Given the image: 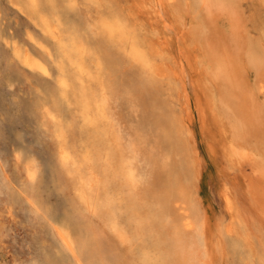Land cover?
Masks as SVG:
<instances>
[{
	"label": "bare ground",
	"instance_id": "6f19581e",
	"mask_svg": "<svg viewBox=\"0 0 264 264\" xmlns=\"http://www.w3.org/2000/svg\"><path fill=\"white\" fill-rule=\"evenodd\" d=\"M5 1L6 4L0 1V19L5 10L3 5L7 12L12 9L23 15L26 19L25 40L23 43L4 41L9 51L0 53V63L7 71L21 75L27 82H31L33 77L37 82H42V77L50 75L54 82L53 86L46 88L45 97L40 99L38 114L53 125L51 150L55 152L53 172L57 181L54 188L65 198L68 213L64 218L66 224H47L53 243L49 256L55 257L51 264H189L190 261L199 260L190 229L192 225L198 229L200 223L191 199V180L180 179L177 166L181 161L165 164L170 175L166 187L151 190L153 186L141 181L147 169L146 160L142 164L130 162V148L134 150V146L126 140L119 123L117 125L113 119L121 116L119 108L114 106L119 98L127 105H132L135 99L140 103H155L158 93L164 95L157 80L166 78L171 81L167 77L166 66L154 60L156 49L150 45L151 42L146 44L150 45L148 48L152 46L154 52L152 50L148 54L145 51L139 29L128 18L129 10L127 17L116 0ZM182 1H189L193 9H201L202 14L196 18L194 31L201 39L213 71L216 68L218 72L228 75L221 96L225 110L236 115V100H240V94L245 93L242 78L244 61L253 63L258 75L261 67H264L259 50L254 44H250L252 50H249L247 39L238 25L233 11L237 0ZM34 3H55L61 7L49 10L50 19L48 23H43L40 13L33 7ZM97 3L115 5L109 15L118 16L123 21V27L113 24L105 30L103 20L98 23L97 10L66 7ZM203 4L209 7H203ZM223 19L227 21L225 27L221 25ZM139 23L144 24L142 21ZM68 24L80 28V35L73 37L68 34ZM54 33L68 41L63 54L53 40ZM149 34L154 36L155 44L161 45L154 33ZM163 52L165 50L161 54ZM138 60L142 63H138ZM131 63H137L139 70L123 82L112 80L121 65ZM171 69L175 68L171 66ZM45 70L48 75L44 74ZM30 73H34V76ZM257 85L251 93L252 97L256 93H264V87ZM167 86L170 96L175 90L179 93L175 82ZM129 87L135 88L129 91ZM64 106L69 107L65 116ZM154 115L158 125L166 126L163 138L173 139L174 148L185 151L187 131L180 116L169 109H158ZM17 160L21 162L20 157ZM173 172L177 175L171 177ZM19 174L21 181L14 183L0 165L3 201L14 203L20 196L34 211L39 210L44 214V210L49 208L43 187L36 181L34 162L23 159ZM169 185L170 191L167 190ZM222 198L230 215L228 225L225 224V233L229 238L234 263L259 264L264 254L262 226L244 217L230 191H224ZM177 203L185 205L186 208L179 210H187L189 214L175 212L174 205ZM166 216L173 218V231L169 226H162ZM206 228L210 229V226ZM221 249L220 253L225 251ZM221 259L223 264L224 260Z\"/></svg>",
	"mask_w": 264,
	"mask_h": 264
},
{
	"label": "rangeland",
	"instance_id": "374dc122",
	"mask_svg": "<svg viewBox=\"0 0 264 264\" xmlns=\"http://www.w3.org/2000/svg\"><path fill=\"white\" fill-rule=\"evenodd\" d=\"M0 1L6 4L5 0ZM159 1L133 0V7L131 0H116L127 17L129 10L128 18L139 29L145 51L149 54L153 50L152 46L156 49L154 60L164 65L163 67L166 66L167 77L171 79L170 82L176 83L179 93L175 90L170 96L167 90L170 82L166 78L158 79L164 95L158 93L157 102L147 104L135 99L132 106L124 104L122 98H119L114 106L119 108L121 116L118 119L114 117V121L119 122L126 140L134 146L135 151L130 146V162L142 164L146 160L147 169L141 181L153 186L151 190L166 187L170 175L165 164L181 161L177 162L180 179L191 180V199L198 204V207L194 205V209L198 224L200 223L199 228L192 225L190 233L193 232L191 240L196 245L199 260L204 259L207 250L210 258L213 255L211 260L216 264H222L221 258L224 260L223 264H235L229 238L225 233L230 215L225 209L223 192L230 191L240 212L245 214L244 217L258 222L264 230V144L261 143L264 93L251 96L257 83L264 87V67H261L258 75L253 63L244 61L242 78L245 93L240 94V100H236L238 113L231 114L225 110L224 98L221 96L228 75L218 72L216 68L213 71V65L208 62L204 46L200 43L201 39L194 31L196 18L202 14L201 9H193L189 1ZM160 4L166 7L161 10L158 7ZM169 4L177 7L169 8ZM237 5L239 7L233 11L242 34L247 39V46L252 50L250 48L254 44L264 62V0H237ZM3 7L5 10L0 19V53L9 51L4 41L23 43L26 25L23 15L12 9L7 12L5 5ZM221 25L225 27L227 21L223 19ZM149 33L155 34L162 48L154 43V36ZM146 42H151V49ZM162 50H165L163 53L166 56L161 54ZM171 66L176 72L170 70ZM139 68L137 63L121 65L112 80L123 82ZM30 74L34 76V73ZM53 85L51 75L42 77V82H37L34 77L31 82H27L21 75L7 71L3 63H0V165L14 183H19L23 159L32 160L37 169L36 181L43 187V195L49 208L44 210V214L38 209L34 211L20 196L14 203L4 202V194L0 192V264L53 263L55 257L49 256L53 243L47 224H66V200L54 188L57 187V181L53 172L55 152L51 150L53 125L38 114L40 99L45 97L46 88ZM131 88L128 90L131 91ZM64 107L65 116L69 107ZM158 109H169L182 119L187 131L185 151L174 148L173 139L163 138L166 126L158 125L155 121L154 111ZM234 129H238L239 134L234 135ZM17 157H20L21 162H18ZM175 175L177 174L173 172L171 177ZM167 190H171L170 185ZM180 208L186 207L180 203L174 205L175 212L189 214L187 210L183 212ZM172 221L173 218L166 216L162 226H169L170 231H173ZM208 226L211 230L206 228ZM222 239L224 242H221ZM216 243L220 245L217 246ZM219 246L225 251L220 253Z\"/></svg>",
	"mask_w": 264,
	"mask_h": 264
},
{
	"label": "snow or ice",
	"instance_id": "6c2138e0",
	"mask_svg": "<svg viewBox=\"0 0 264 264\" xmlns=\"http://www.w3.org/2000/svg\"><path fill=\"white\" fill-rule=\"evenodd\" d=\"M202 6L203 7H209V5H207V4H203ZM33 7L38 11V13H40V21L43 23H48V21L50 19L49 10L57 9L61 6L57 5L55 3H48V4L34 3ZM66 7H71V8L87 7V8H89V10H93V9L97 10L98 11V23L101 20H103L105 30H108L113 24H120L123 27V21L118 16H116L115 14L109 15V11L113 10L116 7L115 5L105 4V3H97L94 5L73 4V5H67ZM158 7L161 10H163L166 6L164 4H160ZM167 7L175 9L177 7V5L169 4V5H167ZM219 7H224V6L219 5ZM234 7L238 8L239 6L235 5ZM61 31H65V29H61ZM66 31L68 32V34L72 35L73 37L80 35V28H78L74 24H68ZM53 40L55 41L58 48L61 50V53L63 54V52L66 50V46L68 43L67 39H65L63 37L58 38L54 33L53 34ZM137 62L142 63L141 60H138ZM44 74L48 75V72L45 70ZM146 74H147V72H146ZM114 122L117 125L119 123L118 121H114ZM235 134H239L238 129H234V135ZM261 143L264 144V128H262V130H261ZM194 205L196 207H198V204H196L195 202H194ZM189 264H216V262L211 260L210 256L207 253V250H205V255H204L203 260L190 261ZM259 264H264V254H262V258H261Z\"/></svg>",
	"mask_w": 264,
	"mask_h": 264
}]
</instances>
